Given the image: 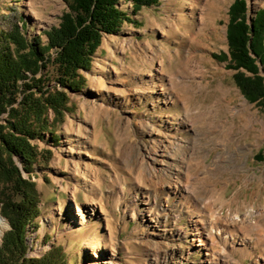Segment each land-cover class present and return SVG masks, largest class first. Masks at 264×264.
I'll return each instance as SVG.
<instances>
[{
	"label": "rangeland",
	"instance_id": "rangeland-1",
	"mask_svg": "<svg viewBox=\"0 0 264 264\" xmlns=\"http://www.w3.org/2000/svg\"><path fill=\"white\" fill-rule=\"evenodd\" d=\"M246 1L250 17L264 8ZM233 2L160 0L134 13L120 0L138 23L103 36L82 88L58 84L52 63L35 75L67 101L62 115H46L56 139L46 131L32 141L34 170L15 157L41 201L29 257L60 247L61 264H264V109L215 57L229 51ZM67 9L66 0H0V34L19 27L46 44ZM200 205L238 241L212 231L215 241L199 245ZM9 229L0 213V244Z\"/></svg>",
	"mask_w": 264,
	"mask_h": 264
},
{
	"label": "trees",
	"instance_id": "trees-1",
	"mask_svg": "<svg viewBox=\"0 0 264 264\" xmlns=\"http://www.w3.org/2000/svg\"><path fill=\"white\" fill-rule=\"evenodd\" d=\"M133 12L160 0H132ZM68 9L57 26L29 41L17 27L0 34V213L9 221L0 244V264H61L62 248L55 247L41 257H29L27 229L40 214V196L23 169L34 170L38 158L32 143L54 127L46 117L49 109L58 115L66 110L67 95L52 92L35 75L47 64L56 66L57 82L63 88L79 90L84 84L81 69L90 68L92 56L105 34L119 31L125 21H134L119 8L120 0H66ZM227 41L229 51L215 55L233 69L234 80L249 102L264 109V8L253 17L246 0H234L229 8ZM53 51V53H52ZM32 74V77L29 76ZM52 130V131H51Z\"/></svg>",
	"mask_w": 264,
	"mask_h": 264
},
{
	"label": "bare ground",
	"instance_id": "bare-ground-1",
	"mask_svg": "<svg viewBox=\"0 0 264 264\" xmlns=\"http://www.w3.org/2000/svg\"><path fill=\"white\" fill-rule=\"evenodd\" d=\"M189 191V190H188ZM190 192V195L192 194V192L191 191H189ZM192 197V196H191ZM197 200V199H196ZM200 207V209H199V213H198V215H199V219H198V222H199V224H197V233L200 235L199 236V240H200V243H199V245H204V247H208L207 246V243L208 242H214L215 241V236L212 234L211 235V233H212V231L213 232H215V235H216V233H217V235H221L223 232L224 233H228L227 234V236L226 237H229V238H232V240H233V242H236V241H238V237L237 236H235V234L234 233H231L230 231L232 230L231 228V224H229V223H222V222H220L221 221V217H220V215H219V213L217 212H213L214 213V217L215 218H213L212 219V216H210L209 215V212H210V208L208 207V206H199ZM78 210H81L80 208H78ZM262 213V215H264V211H262L261 212ZM212 214V213H211ZM209 219V220H211V222L209 223V224H216L217 226H216V229H214V228H210L207 224H206V222H208V221H206V219ZM234 221L237 223H239V221H242V218H240V216H235L234 217ZM200 223L203 225V226H200ZM220 223V224H219ZM235 223V224H236ZM219 224V225H218ZM221 225H223V226H221ZM213 236H214V238H213ZM195 239V238H194ZM196 240V239H195ZM244 241H246V238L245 237H243V239H242V242L244 243ZM213 252V251H212ZM212 252H210L209 251V248H208V251H207V253H206V255H207V259H211V258H213L214 257V255H213V253Z\"/></svg>",
	"mask_w": 264,
	"mask_h": 264
}]
</instances>
